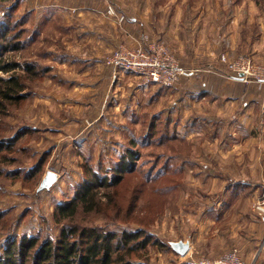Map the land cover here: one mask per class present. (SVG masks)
<instances>
[{"label":"rangeland","instance_id":"rangeland-1","mask_svg":"<svg viewBox=\"0 0 264 264\" xmlns=\"http://www.w3.org/2000/svg\"><path fill=\"white\" fill-rule=\"evenodd\" d=\"M184 1L95 0L88 9L84 0H0V31L20 43L4 57L38 71L19 69L28 96L0 109V255L13 239L58 237L54 212L75 196L85 167L105 176L132 149L134 170L114 194L100 188L103 206L84 215L141 233L120 247L127 260L196 264L191 254L214 259L236 248L246 264L264 256V105L233 104L223 90L206 97L202 86L210 76L263 86L240 79L234 65H264V25L249 21L263 18L264 0H233V52L229 37L205 30V13L226 0ZM125 24L165 45L190 74L171 88L115 76L105 59L120 43L138 44L123 37ZM49 172L56 178L44 187ZM177 243L188 244L184 255Z\"/></svg>","mask_w":264,"mask_h":264},{"label":"trees","instance_id":"trees-1","mask_svg":"<svg viewBox=\"0 0 264 264\" xmlns=\"http://www.w3.org/2000/svg\"><path fill=\"white\" fill-rule=\"evenodd\" d=\"M9 32L8 28L0 31L4 42L0 43V109L5 103H19L28 96L25 75L19 69L38 76L34 66L26 64L22 68L19 62L4 57L5 53L20 48L19 41L15 42L19 36L10 37ZM3 149H7V143L2 139L0 152ZM138 160V151L127 149L105 176L92 167H85V180L77 187L75 196L59 205L54 212L55 222L62 226L59 236L13 239L0 255V264H136L125 258L120 247L136 242L141 237L139 231L105 229L93 225L92 220L85 219L84 215L90 212L94 216L98 214L104 204L99 189L106 188L114 194L113 190L122 183L124 174L132 172ZM110 171L112 177H108ZM1 172L0 164V175ZM80 215L84 216L86 224L79 220Z\"/></svg>","mask_w":264,"mask_h":264},{"label":"built area","instance_id":"built-area-1","mask_svg":"<svg viewBox=\"0 0 264 264\" xmlns=\"http://www.w3.org/2000/svg\"><path fill=\"white\" fill-rule=\"evenodd\" d=\"M107 13L114 16L116 11L110 6ZM123 19L124 15L119 21L122 22ZM144 36L142 43L136 45L120 43L105 59V65L115 76L122 72H129L140 80V86L171 88L190 74L191 70L184 69L165 45L157 41L154 43V40ZM243 63L244 65H240L237 62L234 65V68L238 69L235 71L238 76H241L240 79L245 80L246 83L252 79L264 85V65L260 68L249 59ZM194 255L197 256L195 253ZM190 259L196 264H246L237 248L216 259H210L204 255L194 257L193 254Z\"/></svg>","mask_w":264,"mask_h":264},{"label":"crops","instance_id":"crops-1","mask_svg":"<svg viewBox=\"0 0 264 264\" xmlns=\"http://www.w3.org/2000/svg\"><path fill=\"white\" fill-rule=\"evenodd\" d=\"M88 2V6L86 8L90 9L89 7H93L95 4V0H84ZM186 2V0L184 1ZM220 2V1H219ZM233 3H235L233 0H226L223 3H216L214 5H218L221 8H217L211 11H208L205 13V30L207 32L206 36L208 38H218V41L221 40L224 37H229L230 39V50L233 52L234 45L238 44L237 40L240 37L239 34V24L240 19H238V6H236V11L234 13L233 9ZM205 8L208 9V4L204 2ZM160 11V10H159ZM177 12V9L176 11ZM155 12H153L151 15L153 16ZM176 16V14H175ZM135 20V18H134ZM137 20V19H136ZM251 23L258 22L259 25H264V16L263 18L257 19V17L249 20ZM126 22V18L125 21ZM130 25V24H129ZM124 29L125 38L128 42L132 43H139L142 40L143 33L137 34L133 31L131 27H127ZM131 26V25H130ZM212 31V32H211ZM124 38V39H125ZM125 40V41H126ZM237 42V43H236ZM223 46V45H222ZM217 47V46H215ZM214 48V47H213ZM189 70V69H188ZM211 81V83H210ZM210 83V84H209ZM216 84V88L213 86ZM204 88L206 90L205 94L206 97H210L211 92L216 94L217 96L222 95L224 93H227V96L229 100L231 99V102L234 103H241L244 102V105H248L247 107L255 106L256 103L260 105H264V85L262 87L257 86L255 83H249V84H243L240 81H230V80H224L220 77L214 78L213 76L209 77V82L203 83ZM230 86V87H229ZM178 87V86H177ZM219 87V89H217ZM224 88V89H223ZM220 90H223L224 93L220 92ZM216 97V96H215ZM264 221V217H263ZM261 249L259 250L260 253ZM263 253V252H262ZM218 257H215L216 259ZM250 264H264V256L263 254L255 256Z\"/></svg>","mask_w":264,"mask_h":264},{"label":"water","instance_id":"water-1","mask_svg":"<svg viewBox=\"0 0 264 264\" xmlns=\"http://www.w3.org/2000/svg\"><path fill=\"white\" fill-rule=\"evenodd\" d=\"M55 178L56 175L53 172H49L45 181L43 182L44 187H48L51 183H53ZM175 249L179 254L184 255L188 251L189 246L187 243H177L175 245Z\"/></svg>","mask_w":264,"mask_h":264}]
</instances>
